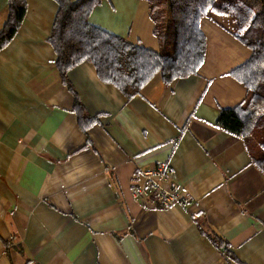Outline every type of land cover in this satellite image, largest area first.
<instances>
[{"label":"crops","instance_id":"crops-1","mask_svg":"<svg viewBox=\"0 0 264 264\" xmlns=\"http://www.w3.org/2000/svg\"><path fill=\"white\" fill-rule=\"evenodd\" d=\"M58 9L27 0L0 50V264H264V173L245 139L217 125L222 108L247 97L230 72L251 49L205 17L199 71L171 84L159 73L131 99L85 61L69 72L87 112L101 117L85 132L48 41ZM150 14L146 0H103L89 20L159 50ZM7 18L0 0V31ZM164 160L189 200L169 208L135 200V175Z\"/></svg>","mask_w":264,"mask_h":264},{"label":"trees","instance_id":"trees-1","mask_svg":"<svg viewBox=\"0 0 264 264\" xmlns=\"http://www.w3.org/2000/svg\"><path fill=\"white\" fill-rule=\"evenodd\" d=\"M59 9L49 43L57 53L62 81L75 95L74 110L81 128L100 121L82 104L69 72L89 61L99 78L131 99L157 74L171 84L196 74L207 52L203 18L211 17L252 51L251 57L230 72L247 88L240 104L222 108L217 125L242 136L255 164L264 173V0H146L155 23L160 48L153 50L93 25L89 18L103 0H55ZM27 13V0H8V18L0 31V50L17 34ZM227 16L232 25L219 17ZM201 231L229 259L238 261L230 243L199 219Z\"/></svg>","mask_w":264,"mask_h":264},{"label":"built area","instance_id":"built-area-1","mask_svg":"<svg viewBox=\"0 0 264 264\" xmlns=\"http://www.w3.org/2000/svg\"><path fill=\"white\" fill-rule=\"evenodd\" d=\"M132 197L156 208H169L189 200L175 180V171L168 160L139 170L134 177Z\"/></svg>","mask_w":264,"mask_h":264}]
</instances>
